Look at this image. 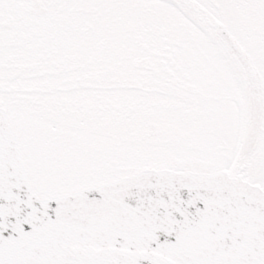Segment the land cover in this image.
<instances>
[{
  "label": "snow or ice",
  "instance_id": "1",
  "mask_svg": "<svg viewBox=\"0 0 264 264\" xmlns=\"http://www.w3.org/2000/svg\"><path fill=\"white\" fill-rule=\"evenodd\" d=\"M0 264H264V0H0Z\"/></svg>",
  "mask_w": 264,
  "mask_h": 264
}]
</instances>
